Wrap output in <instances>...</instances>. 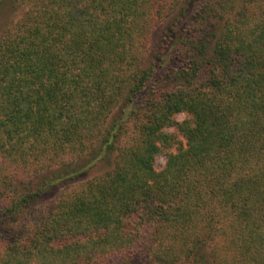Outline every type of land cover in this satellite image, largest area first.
Masks as SVG:
<instances>
[{"label":"trees","instance_id":"16d2710c","mask_svg":"<svg viewBox=\"0 0 264 264\" xmlns=\"http://www.w3.org/2000/svg\"><path fill=\"white\" fill-rule=\"evenodd\" d=\"M33 2L0 32V156L58 166L10 208L114 164L6 229L0 264H264V0Z\"/></svg>","mask_w":264,"mask_h":264},{"label":"rangeland","instance_id":"374dc122","mask_svg":"<svg viewBox=\"0 0 264 264\" xmlns=\"http://www.w3.org/2000/svg\"><path fill=\"white\" fill-rule=\"evenodd\" d=\"M33 1L34 0H11L6 5H4L0 11V32L4 30V28L10 26L12 23L18 21L23 13L34 3ZM198 1L199 0H192V6H190L192 12L193 7ZM162 26L163 22L157 23L148 34V39L146 41L147 53L145 59L152 57L153 53L158 50L161 31L163 29ZM180 26L181 25H179L176 30H180ZM170 59L171 66L178 65V59L175 55L172 54ZM184 117L185 114L183 113H180L176 116L178 120H182ZM167 130L176 131L174 128H168ZM128 132L131 133V129L128 128L123 135L124 140L127 139V136L129 135ZM88 158L89 155L86 153L78 158L77 161L83 163L86 162ZM164 163L165 156L162 154L158 155L156 158L155 167L157 169H161L164 166ZM66 164L67 163H64L62 166ZM113 164V155H111L104 161H97L95 165H93L84 175H81L75 181L55 180L50 186L43 190L34 201H31L25 207H21L18 210L12 211L10 204L14 199H16V196L19 193L23 194L25 191H27V189L35 190L39 186L42 179L52 175V172L55 171L54 169L58 165H53V167L49 169L44 168L42 170L45 171L38 174L33 173L31 168H24L22 166L8 163L0 156V250L2 246L1 234L6 231V229H11L13 232H27L30 228L38 224L43 218L46 217L51 206L55 203L59 196L73 191L75 186H78L88 178L103 173L105 170L111 168ZM208 251L209 247L207 246L203 251V255L207 256ZM134 259L135 262L133 261V264H151V260L148 262L150 258H146L144 253L134 255Z\"/></svg>","mask_w":264,"mask_h":264}]
</instances>
